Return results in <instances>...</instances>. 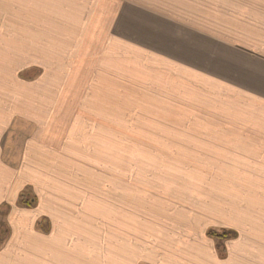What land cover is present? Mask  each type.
<instances>
[{
	"label": "rangeland",
	"instance_id": "obj_1",
	"mask_svg": "<svg viewBox=\"0 0 264 264\" xmlns=\"http://www.w3.org/2000/svg\"><path fill=\"white\" fill-rule=\"evenodd\" d=\"M79 3L82 11L78 28H73L78 36L73 35L71 42L61 44L60 52L56 53H62V58H48L49 54L39 52L44 43L35 36L37 40L30 44L32 51L28 53L31 57L0 59V70L8 73L0 74V98L7 91L1 89L7 85V89H13L9 93L19 99L21 93H16V84L21 85L19 89H29L27 93L33 99L39 100L41 106L46 105L39 108V115H60L63 122L53 124L51 129L48 124H29L23 132L21 128V133L11 132L1 145L47 144L63 152L64 163L74 161L68 160L70 152L75 161L80 159L99 167L108 159L117 165L118 148L123 151L126 148L127 162L141 160L143 177L149 179L147 184L153 185L144 190L145 196L162 193L157 195H163L165 202L174 208L189 202L191 217L194 216L185 226V237L191 240L192 249L196 248L194 240L202 235L206 240L200 241L201 245H208L214 257L217 251L221 256L215 239L204 234L210 228L220 231L215 222H228L234 216L232 211H224L227 216L221 211L217 214L214 208L218 205L217 196L224 202H233L234 197H230L237 195L238 216H249L250 221L259 217L258 213H264V135L258 133L264 131V98L262 92L247 89L256 76L224 68L228 72L213 79L167 57L166 41L152 50L155 43L151 35L155 37L156 30L162 33L167 30L166 17L170 13L164 7L165 0H79ZM85 7H93L88 21L84 20ZM120 14V22L115 21ZM119 31L120 36L115 38L112 32ZM106 34L110 36L108 42L106 38L103 40ZM134 34L136 39L131 37ZM177 49L181 50L171 44L172 52ZM59 98L61 105L55 102ZM81 115L96 122L90 123ZM18 125L22 127L21 122L15 127ZM70 130L80 131L79 139L72 141L74 149L69 144L71 139L65 137L78 134ZM26 131L27 134L36 131L37 138L22 140ZM108 134L110 155L102 154V149L94 145ZM101 170L95 171L96 178H102ZM62 174L64 178L84 180L91 176L86 168L64 169ZM97 193L102 194V189ZM204 205L205 214L199 209ZM174 222L178 220L160 218L158 227L160 230L182 227Z\"/></svg>",
	"mask_w": 264,
	"mask_h": 264
},
{
	"label": "crops",
	"instance_id": "obj_2",
	"mask_svg": "<svg viewBox=\"0 0 264 264\" xmlns=\"http://www.w3.org/2000/svg\"><path fill=\"white\" fill-rule=\"evenodd\" d=\"M165 1L164 7L170 13L166 15L167 30L165 33L156 30L155 37L151 35L155 43L152 50L166 41L167 57L213 79L228 72L224 68L246 74L248 71L256 77L247 89L262 92L264 98V0ZM89 7H85L87 21L93 10ZM81 11L79 0H0V59L31 57L28 53L32 51L30 44L37 40L35 36L44 43L39 52L49 54L48 58H62V53L56 52H60L61 44L71 42L73 35L78 36L73 28H78ZM120 16L115 21L120 22ZM112 33L118 38L121 31ZM131 37L136 39L137 35ZM105 38L110 41L109 34L104 41ZM171 44L181 50L172 52ZM0 74L8 73L0 70ZM20 86L16 84V93H21L19 99L9 93L13 89H7V85L1 89L7 90L4 92L7 95L3 93L0 98V264H264V217H261L264 213H258L259 217L253 221L249 216H238L237 195L230 197H234L233 202H224L217 196L218 205L214 207L217 214L221 211L227 216L224 211H232L234 217L228 222L216 221V229L234 231L237 235L222 241L224 257L217 250L214 257L208 245H201L200 241L206 240L202 235L194 240V249L191 240L185 237V226L194 216L191 217L189 202L174 208L165 202L163 195H157L162 193L145 196L144 190L153 185L147 184L149 179L143 177L141 160L127 162L126 148L124 151L118 148L117 165L108 159L99 167L80 159L75 161L70 152L68 160L74 161L64 163L63 152L47 144L2 146V139L21 128L23 132L29 124H48L51 129L53 124L63 122L60 115H39V108L46 105L41 106L39 100L27 93L29 89H19ZM55 102L59 105L62 98ZM71 106L75 107L72 102ZM87 121L96 122L91 117ZM18 122L22 127H15ZM27 133L22 140L37 138L36 131ZM70 133L78 134L65 137L71 139L72 145L73 139H79L80 131ZM258 133L264 135L263 130ZM94 145L102 149V154H111L109 134ZM76 155L85 154L76 152ZM76 168L88 169L90 179L63 177L62 170ZM100 168L102 178H96L95 171ZM100 189L102 194L97 193ZM22 192L34 196V206L20 203ZM215 193H219L217 188ZM199 209L206 213L205 205ZM160 218L178 220L175 225L182 227L160 230ZM43 219L49 222L47 232L38 228ZM207 232L204 235L215 239L217 249L220 241Z\"/></svg>",
	"mask_w": 264,
	"mask_h": 264
},
{
	"label": "trees",
	"instance_id": "obj_3",
	"mask_svg": "<svg viewBox=\"0 0 264 264\" xmlns=\"http://www.w3.org/2000/svg\"><path fill=\"white\" fill-rule=\"evenodd\" d=\"M20 203L22 205L27 206H34L35 205V198L34 196L29 192H22L20 195ZM38 228L47 232L49 231V222L48 219H43L38 223ZM208 236L216 238L220 241V245H218V249H220L221 256L224 257L226 255L224 245L222 244V241L225 239L233 238L236 236V232L234 231H215L214 229H209L207 232Z\"/></svg>",
	"mask_w": 264,
	"mask_h": 264
}]
</instances>
